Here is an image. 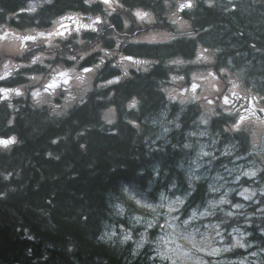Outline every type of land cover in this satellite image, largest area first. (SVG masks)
<instances>
[{
	"label": "trees",
	"instance_id": "1",
	"mask_svg": "<svg viewBox=\"0 0 264 264\" xmlns=\"http://www.w3.org/2000/svg\"><path fill=\"white\" fill-rule=\"evenodd\" d=\"M52 1L53 4L37 0H0V34L9 36L14 30L33 28L34 20L38 27H48L52 17L65 11L66 14L83 13L87 18L103 11L101 5L89 6L84 0ZM121 1L128 7L147 0ZM240 2L235 0L236 10L240 7L241 12L224 13L221 9L200 6L196 20L208 30L207 40L219 49V59L230 58L236 66L244 60L253 72L249 51L257 48L264 52V13L253 11L248 4L239 5ZM30 7L33 11H26ZM155 27L170 31L167 25L156 24ZM172 31L185 33L176 28ZM79 38L83 44H77L75 39L76 45L94 40L91 33H83ZM149 52H153L154 57L185 58L191 55L192 45L183 40L149 49ZM4 58L1 57L0 62ZM59 59L55 54L48 63L55 65ZM257 68L264 72V64ZM168 71V67H155L137 80L118 84L111 100H99L97 95L87 93L83 104H72L58 116L44 104L39 105V110H32L27 95L17 97L9 113L6 110L9 104L0 102V137L15 138L12 143L0 146V193L4 194L0 196V264H161L160 259L153 256L154 243L135 249L140 233L133 229L136 221L132 217L139 215L140 223L144 224L150 216L145 208L127 204L121 188L128 186L137 198L154 206L162 203L161 193L170 200L186 196L178 212L182 219L189 209H202L209 198H218V194L208 191V183L222 170L216 162H211L209 171L195 169L200 180L188 177L189 168L194 169L190 166L193 150L183 147L189 141L184 130L180 128L162 141L155 137V129L145 123L147 117L164 106L157 86L158 81L164 83L168 78ZM181 71L187 74L186 69ZM243 72L246 73V69L243 68ZM242 76L249 88L264 96V78L252 82L249 75ZM178 86L174 92H178ZM107 93L108 90L103 96ZM133 95L138 100L136 108L126 107V102L119 104V100ZM58 102L57 98L50 105L55 107ZM109 103L116 106L117 112V119L111 123L103 117V109ZM167 108L178 116L181 127H187L198 117L197 105H182L178 109L175 103H169ZM225 122L214 119L209 127L211 135L220 140V145L232 143L239 149V155H243L249 146L247 134L225 131L222 125ZM263 182L264 173H261L255 183L242 177L230 186L236 188L243 184L258 189ZM216 185L220 186L217 182ZM228 198L244 203L245 207L233 209L243 215L227 218L228 222L221 225L222 234L227 237L235 224L250 233L249 237H244L249 247L236 248L212 259L221 264H240L241 260L244 264H264V252H261L264 234L258 231L264 227V212L257 211L264 205V197L257 191L249 201H243L234 193ZM117 203L125 204L123 218L115 207ZM222 208L228 211L230 205L216 207L213 216L193 224L203 232L205 223L225 220ZM157 211L163 213L162 209ZM245 219L251 224H245ZM152 232L149 239L155 240V230ZM126 233H131V239L121 242ZM225 242H230V238ZM252 252L257 255L252 256Z\"/></svg>",
	"mask_w": 264,
	"mask_h": 264
},
{
	"label": "snow or ice",
	"instance_id": "2",
	"mask_svg": "<svg viewBox=\"0 0 264 264\" xmlns=\"http://www.w3.org/2000/svg\"><path fill=\"white\" fill-rule=\"evenodd\" d=\"M93 0H85V4L91 5ZM99 3H102L106 6V9H111L112 11H102L99 14L95 15L94 18H90V22L82 23L79 18H74L73 15H64L56 21V28L53 31L47 33H38L40 36L51 37H61L66 38L67 36H71L73 33H80L83 30H90L91 32L97 33L100 31L98 25H102L105 23L104 17L111 16L115 11L116 7L123 8L124 4L120 2V0H99ZM115 6V7H114ZM193 5L191 0H184L183 3L178 5L179 9L183 10L186 8H191ZM24 11L25 9H21ZM26 11H33L30 7ZM130 14L134 16L136 19H145L148 17L146 12H142L139 9L131 10ZM66 21V22H65ZM175 23V21H173ZM74 26V27H71ZM124 26L128 27V22H124ZM109 28H113L114 26L109 24ZM36 37L33 35H24L21 38L22 49H26L27 45L24 41H35ZM115 39V38H113ZM151 43L152 41H148ZM119 42H116V48H119ZM90 51H99L100 55L98 57L97 63L90 66H83L76 71L75 68H62L56 71L53 75V78L49 79L42 87V91L48 93L49 90L54 89L59 84L63 83L65 85L70 84V82L75 78L78 81L85 82L86 78L89 74L93 73L95 69L100 68L105 62L110 63V65L118 70V74H113L111 79H105L101 82V84L96 85V87L101 86H109L116 82H119L122 77H129V72L126 67H121L120 61H128L135 65L140 64H149L148 60H140L135 57V54L123 55L119 54V60H116V55L118 53L113 52L109 48H101L99 45H96L95 48ZM89 53L86 52L81 56V59L85 55ZM39 60L37 55L31 56L32 63H36ZM158 63V61H156ZM170 64H179L181 61L170 60ZM216 72L209 71L207 76H197L196 74H192L191 79H186L182 76H171L172 81L183 80L184 84L178 86V93L173 94L172 91L166 90L165 88H160V91L164 92L167 98L170 101H177L181 105H184L187 101H203L200 116L198 117L199 123L207 125L209 121L210 115L217 114L215 109L218 106L217 101H219V107L226 112L230 117L229 126L225 129L232 134L244 132L249 137V148L248 152L256 150V138L258 134V130L261 133H264V106L256 107L254 102L264 101V96H260L257 94L253 96L251 94H247L243 97L245 101L244 104L240 103L241 97L233 90L227 91V85L221 87L219 81L224 78L223 74L226 72V68L220 67L219 65H215ZM141 69L137 67V71ZM147 71V68L144 69ZM9 76V72L5 71L2 76H0V80H4ZM57 77L59 79H57ZM208 77H211L212 80L208 81ZM35 77H30V79H34ZM197 80L208 82L209 91L207 95L201 96L199 95L202 90V85L197 83ZM231 83V82H229ZM236 85H232V89H235ZM87 90V89H85ZM15 92L17 96L22 95L21 89L17 88H8V87H0V100H6L8 93ZM33 97H38L40 92L36 91L33 88L32 91ZM235 98V100L233 99ZM75 97H68L64 108H59V106H55L53 111L55 112L57 108L60 109L59 112H56L57 115L64 112V109L69 107L68 101L73 100ZM84 98L83 95L79 98V103L83 104ZM138 101L133 97L128 103L129 108H133L136 106ZM11 105H9L10 107ZM66 114V113H65ZM161 115H166V113L162 112ZM254 119V123H253ZM111 123V121H108ZM9 123H12L9 120ZM155 123V120L153 121ZM169 123L174 124L175 128L179 129L181 125L178 123V117L176 120L169 121ZM171 130L167 127L163 128L164 133H169ZM191 135H195L196 133H190ZM200 135H205L203 131L200 132ZM14 137H9L7 139H0V145H8L14 141ZM83 147V145H81ZM183 147L185 149L192 148V144L190 142H185ZM232 149V145L226 144L225 150L223 154H229ZM259 152L262 156H264V139L260 141V149ZM51 155V154H49ZM210 153L205 152L203 146L200 147L198 152L196 153L197 158H202L205 156H209ZM194 165V169L190 171V176L192 179L200 180L201 177L195 174V169H199L201 165L196 162L194 158L192 161ZM252 163V161H250ZM264 173V168L257 169L256 167H251L244 169L243 171H239L237 175L233 178V183L239 182L242 177L247 178L249 181L255 183L257 178L260 177V174ZM222 177L219 173L214 174V180L208 183V191L214 194H218L217 197L209 198L206 201L205 206L202 209L191 208L187 215H184L181 219L180 215H177L179 209L185 203V198L180 196H176L175 199H168L163 193H161L160 199L162 203L154 206L151 203H146L145 201L136 197L133 190L129 189L128 186H123L122 189L128 196L133 199L138 206L143 208H147L156 212V215L151 217L148 221V227L151 228L160 218V212L157 209H163L164 214V223L167 224L168 228L163 231V234L159 237L155 238V240L149 239V233L145 231L140 235L139 240L135 244V249H142L146 243L155 244V248L153 251V256L158 257L160 260H163L165 264H221L220 261L212 259L221 255L222 253L232 251L236 248L247 249L249 244L244 240V237H249L250 233L248 231L242 230L239 227H236L235 224L231 226V231L228 232V236H224L222 233L224 229L221 227L222 224L228 222L227 218H235L239 215H243V213H238L233 211V209H241L244 208V203L241 202H233L228 197L231 194H235L237 197H242L243 201L253 200L256 196V192L259 191L260 196L264 197V183L257 188L245 187L243 184L240 185V191H235L234 188H225L223 193H220V189L224 187L221 184L219 187L216 186V181L221 180ZM3 193H0V196H3ZM166 201V203H163ZM221 205H230V209L225 211V209H221L224 211V215L226 217L225 220H221L219 222L205 223L204 231L201 232L200 228L193 224L196 220H202L203 218L213 216L214 210L217 206ZM117 209L121 213L124 212V208L121 207L119 203L115 205ZM258 212H264V205H261ZM252 215V213H249ZM245 224H251V221L245 219L243 221ZM163 227V225H161ZM261 234H264V227L258 229ZM230 242H225L229 240ZM131 239V233H126L122 237V241H127ZM180 241H184L181 243ZM261 252H264V248H261ZM252 256H256L255 252L250 253ZM240 264H244V261L241 260Z\"/></svg>",
	"mask_w": 264,
	"mask_h": 264
},
{
	"label": "rangeland",
	"instance_id": "3",
	"mask_svg": "<svg viewBox=\"0 0 264 264\" xmlns=\"http://www.w3.org/2000/svg\"><path fill=\"white\" fill-rule=\"evenodd\" d=\"M246 4H248V6L251 7V9L253 11L257 12V10H259V11L262 10L263 13H264V7H258L257 6V3L253 2L252 0H241V2H240L239 5H246ZM217 8H223V7L222 6H219ZM238 11H240V7H239V10ZM263 13H262V15H263ZM79 19H80L81 22H88V18L85 15H81ZM178 24L179 25L184 24V20L183 19H179V23ZM222 26H223V24L221 25V27ZM202 34H203L202 35L203 38H205L207 36L208 32L203 31ZM222 35H225V34H222ZM10 44H11V41H3V42H1L0 43V53L8 54V55H11L13 57V55H12V52L13 51H11V50L8 49ZM216 49H218V48H216ZM249 53H250V56H251V69H252L253 72H251L249 70L250 68L247 67V63H245L244 60H243V62L241 64H239L238 66H236L235 63H232V61H231L230 58L225 59V60L223 59L228 67H231L232 66L231 63L234 66L237 67L235 69L228 68L226 70L227 76L224 75V78L226 80L229 79L231 83H236L237 81H241V79H242L241 76L243 74L249 75L250 80L253 78V81L251 80L252 82H254V81L258 80V79L264 78L263 76H260V75H264L263 70H261L260 68H257V66H260V64H264V52H259L257 50L251 49L249 51ZM208 55H209V64H211V62H212L211 59L214 58V52L213 51H209ZM38 57H39V60H42V56L41 55H38ZM45 58H47V55L45 56ZM14 61H15V59H14ZM4 67L6 69V70H4V72L5 71H8L9 73H11L10 70H7L9 68L8 63H6V65ZM198 67L200 68V66H198ZM203 67L204 68H207L209 66H207V64H205ZM1 68H2V66H1V63H0V76H2L1 75L2 74ZM243 68L246 69V71H247L246 73L243 72ZM228 76H229V78H228ZM30 77H35V79H30ZM39 77L41 79H43L45 77V75L43 73H33V74L30 73V74L27 75L28 82L22 87L23 88L22 89L23 90V95L25 93H27V94H29V96H30L31 99L32 98H35L37 100H43L46 97L47 93L43 92L42 91V87L39 85V82H38V78ZM245 84L248 85L249 83H245ZM19 88H21V86ZM33 88H35L36 91L40 92V95L38 97H33V95H32ZM98 90H96V91H98ZM245 91H248V88H246ZM8 95L11 96L12 93H8ZM13 95H15V92H13ZM261 106H264V103H260V107ZM57 110L60 111L59 108ZM103 110H104V113L106 115H108L110 117H113V114L111 113V110L110 109L104 108ZM65 111H66V108L64 109V112ZM64 112H61V114L64 113ZM162 112L166 113L167 116H171V117L176 116V115L172 114V112H169V110H168L167 107H163V108H160L157 111V113H154L153 115L147 117L144 121H145V123L149 127L156 128V130H153L155 137L158 140L164 141L166 139L165 137H167V136H165V134L162 131V128L159 127V124L162 121H165V119L167 117L165 118L164 115L162 116L161 115ZM154 120H155V123H153ZM253 123H254V120H253ZM199 128H200L199 121L197 119H195L187 127H181L180 130H184V134H185L186 140H189L188 142L191 143L192 142V138L190 136V133H196L195 135L198 136V137H201L202 136V135H200V132L201 131H199ZM171 130L174 131L175 128L173 127ZM190 130H193V131L190 132ZM261 139H264V133H261L258 130L257 138H256V141H255L256 142V146H257L256 149H258V150L260 148V141H261ZM198 144H199V149H200V147L202 146V142H199ZM204 151L205 152H208L207 149H204ZM261 157H262V155L260 154L259 155V159L260 160H261ZM195 159H196V162L198 163L199 159H201V158L195 157ZM207 168L208 169L206 171H209V166ZM247 168H251V167H248V166H246L244 164H240V165H237L235 167H232V166L225 167L219 173V175L222 177V179L216 181L219 185H221V184L224 185V187L220 189V193H223L225 188H233L230 185L231 184H235V183H233L234 176L237 175L239 171H243L244 169H247ZM191 170L192 169L189 168V170H188V177H191L190 174H189ZM211 180H214V175L212 176ZM245 187H248V186H245ZM234 189L236 191H240V186H236V188H234ZM165 203H166V201H165ZM180 242L181 243H184V241H180Z\"/></svg>",
	"mask_w": 264,
	"mask_h": 264
},
{
	"label": "clouds",
	"instance_id": "4",
	"mask_svg": "<svg viewBox=\"0 0 264 264\" xmlns=\"http://www.w3.org/2000/svg\"><path fill=\"white\" fill-rule=\"evenodd\" d=\"M84 2H85V0H84ZM76 43H77V44H83V40H81V39L79 38V33H77V35H76ZM84 54H85V53H82L81 56L84 55ZM68 59H70V60H74L75 57H74V56H69ZM41 62H42V61H41ZM28 63H29V65H30V64L32 63V61L30 60ZM77 63H79V62L77 61ZM49 67H51V65H49ZM73 68H75V66H73ZM58 70H59L58 68H54L53 71H52V73H50L48 76L44 77L43 79H41V78L39 77V78H38L39 85H40L41 87H43V85H44L49 79L53 78L54 73H55L56 71H58ZM34 79H35V78H34ZM57 79H59V78L57 77ZM75 81H78V80H76V79L74 78V79L71 81L72 83H70V84H68V85H65V84L61 83V84H59L58 86H56V87L54 88V89L56 90V91H55V97L58 98V99H59V102H60V103L56 104L55 106H59V108H64V105H65L66 101L68 100V97H69V96L74 97V96L72 95V93L76 91V88L74 87ZM166 99H168V98H166ZM71 101H72V103H77V102H79V101H77V98H76V97H75V99H73V100H71ZM217 105L219 106V101H217ZM69 107H71V105H69ZM217 115H218V113H217ZM260 163H261L262 165H264V156L261 157ZM125 186H126V185H125ZM121 193H122V195H123V197H124V200H125V202H126L127 204H129V205H131V206H133V207L138 206V205L136 204V202H135L133 199H131V198L128 196L127 193H125V192L123 191L122 188H121ZM119 204L121 205L122 208L125 209V204H124V203H119ZM118 211H119V209H118ZM119 212H120V211H119ZM145 212L150 216V218L156 215V212H153L152 210L147 209V208H145ZM120 213H121V212H120ZM177 215H180V214L177 213ZM121 218H123V213H121ZM132 219L136 221V223H135L132 227H133V229L139 231L140 235L143 234L145 231H147V232L149 233V235H152V234H153L152 230H155V233H154V239L157 238V237H159L160 234H161V232H163L164 230H166V229L168 228L167 224L164 223V214L161 213V212H160V218H159V220H158L157 223L154 224L151 228L148 227V221H149V219L146 220L144 224H141V223H140L141 217H140L139 215H133ZM161 225H163V227H161ZM120 227L123 228L124 225L121 224ZM160 262H161V264H163L164 261H163V260H160Z\"/></svg>",
	"mask_w": 264,
	"mask_h": 264
},
{
	"label": "flooded vegetation",
	"instance_id": "5",
	"mask_svg": "<svg viewBox=\"0 0 264 264\" xmlns=\"http://www.w3.org/2000/svg\"><path fill=\"white\" fill-rule=\"evenodd\" d=\"M258 6V5H257ZM258 7H262V6H258ZM219 9V8H218ZM221 10H223L224 11V13H225V10L224 9H221ZM192 13L193 14H195V10L194 11H192ZM197 13V12H196ZM198 14V13H197ZM196 19H197V16H196ZM195 19V20H196ZM66 22V21H65ZM195 23H196V25H194V27L195 26H197V25H199V23L197 22V20L195 21ZM110 24L111 25H113V26H115V24H116V19H115V17H112L111 18V20H110ZM200 26V25H199ZM198 27V26H197ZM196 27V28H197ZM99 29H100V31H99V33H102V32H108V31H110V29L111 28H109L108 26H106V27H98ZM144 31H145V26H141V27H137V28H134L133 30H132V32L131 33H129V34H132V36L134 37V38H140V36H141V34H143L144 33ZM201 34V33H200ZM199 35V34H198ZM92 36H93V38H94V40L92 41V44L93 45H96V44H98V36H97V33H92ZM200 36V35H199ZM129 41H134L133 39H129ZM136 41H138V40H136ZM113 46V44H111L110 45V47H112ZM155 47H161L160 45H154V46H147L146 44H145V42H143L142 40H139L137 43H130V42H128V41H126V43H125V45H124V47H123V51H124V53H125V55H129V54H135V57L134 58H137V59H140V60H146L145 58L146 57H150V58H155V59H157V58H160V55H158V57H154V56H152L153 55V52H149L148 53V50L149 49H152V48H155ZM255 50H257V48L255 49ZM147 54H148V56H147ZM148 61H150V63H151V65L152 66H154V60H148ZM139 66H141L142 67V70H143V72H145V68H146V64H140ZM127 70H128V72H129V74H130V77H129V79L127 80V81H129V80H137L138 79V76H144V75H141L137 70H135L134 68H127ZM70 83H72V82H70ZM6 110H7V108H6Z\"/></svg>",
	"mask_w": 264,
	"mask_h": 264
}]
</instances>
